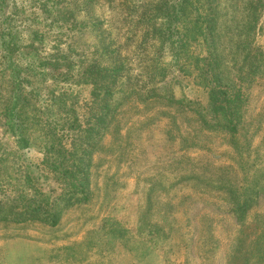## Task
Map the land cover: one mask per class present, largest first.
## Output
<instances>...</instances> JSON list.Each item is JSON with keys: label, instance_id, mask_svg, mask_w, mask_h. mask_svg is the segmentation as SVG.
Wrapping results in <instances>:
<instances>
[{"label": "rangeland", "instance_id": "374dc122", "mask_svg": "<svg viewBox=\"0 0 264 264\" xmlns=\"http://www.w3.org/2000/svg\"><path fill=\"white\" fill-rule=\"evenodd\" d=\"M43 1L0 0V72L7 66L2 45L9 36L29 43L30 30L44 32L48 51L65 31L59 13L45 12ZM52 1L49 6L59 9L71 2ZM97 1L91 2L94 19L116 36L127 27L118 6L110 9L106 1ZM221 3L235 20L243 19L239 0ZM77 22L75 48L90 54L98 41L89 31L92 19L81 12ZM255 32L256 53L264 60V11ZM58 39L65 49L64 36ZM190 52L198 55L201 49L193 46ZM14 59L20 66L33 61L31 54ZM161 60L174 63L172 51ZM248 78L242 86L244 124L236 137L211 127L210 120L205 126L194 112L167 100L144 101L142 93L120 96V107L92 156L89 187L64 210L56 227L0 221V264H264L254 252L250 255L251 241L262 229L257 220L264 219V67ZM166 84L178 99L207 104V93L192 76L176 71ZM58 91L85 101L91 97L88 85H61ZM0 139L13 147L4 131ZM41 147L35 139L16 160L30 163L35 172L43 160ZM261 175L260 193L239 222L224 187L241 188Z\"/></svg>", "mask_w": 264, "mask_h": 264}, {"label": "trees", "instance_id": "16d2710c", "mask_svg": "<svg viewBox=\"0 0 264 264\" xmlns=\"http://www.w3.org/2000/svg\"><path fill=\"white\" fill-rule=\"evenodd\" d=\"M70 1L62 9L49 6L52 0L41 5L49 14L59 13L65 30L56 35L57 44L50 50L42 44L41 31L30 30L29 43L13 34L2 45L7 66L0 72V134L4 131L14 141L10 147L0 139L3 222L58 226L64 210L89 187L92 156L120 107V96L142 93L144 101L167 100L194 112L205 126L210 120L211 127L236 137L244 124L242 86L264 67L254 46L264 0H239L242 20H235L221 0H103L110 9L118 6L121 22L127 25L116 36L103 21L94 19L93 0ZM81 12L92 19L89 31L98 38L90 54L75 48ZM59 36H64L65 49ZM193 46L202 53L193 55ZM168 50L175 62L164 65L161 58ZM16 54H31L33 61L20 66L14 61ZM176 71L194 78V84L207 93V104L175 96L166 81ZM74 84L90 86L91 97L85 101L58 91L61 85ZM35 139L42 142L43 160L34 172L30 163L16 159ZM262 177L241 188L224 187L235 202L239 222L252 209ZM257 221L262 229L251 241L250 255L254 252L263 262L264 219Z\"/></svg>", "mask_w": 264, "mask_h": 264}]
</instances>
